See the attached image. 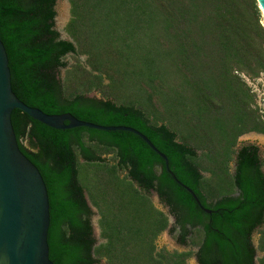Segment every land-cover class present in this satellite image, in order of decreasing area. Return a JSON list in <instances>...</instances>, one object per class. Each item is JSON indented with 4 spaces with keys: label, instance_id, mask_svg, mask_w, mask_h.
Here are the masks:
<instances>
[{
    "label": "trees",
    "instance_id": "1",
    "mask_svg": "<svg viewBox=\"0 0 264 264\" xmlns=\"http://www.w3.org/2000/svg\"><path fill=\"white\" fill-rule=\"evenodd\" d=\"M64 40L57 0H0V38L17 97L49 115L137 129L55 130L20 110L13 126L50 197L55 264H264L244 239L264 225V159L240 139L264 135L249 85L264 77V16L257 0H70ZM69 55L79 59L62 78ZM98 93L100 97L91 94ZM29 143V146L25 145ZM111 156V158H104ZM209 174L210 177H206ZM155 193L170 214L159 209ZM100 216V238L92 218ZM171 219L174 220L172 224ZM166 232L194 251L159 249ZM258 251L264 253V230Z\"/></svg>",
    "mask_w": 264,
    "mask_h": 264
},
{
    "label": "water",
    "instance_id": "2",
    "mask_svg": "<svg viewBox=\"0 0 264 264\" xmlns=\"http://www.w3.org/2000/svg\"><path fill=\"white\" fill-rule=\"evenodd\" d=\"M264 16V0H257ZM20 110L55 130L89 128L104 132H127L141 138L166 164L173 180L194 198L197 194L171 171L169 159L143 133L126 126H101L71 114L49 115L22 102L13 91L10 60L0 38V264H55L50 258L51 205L40 170L21 151L12 114ZM29 146L28 142H25ZM93 224V222H92Z\"/></svg>",
    "mask_w": 264,
    "mask_h": 264
},
{
    "label": "rangeland",
    "instance_id": "3",
    "mask_svg": "<svg viewBox=\"0 0 264 264\" xmlns=\"http://www.w3.org/2000/svg\"><path fill=\"white\" fill-rule=\"evenodd\" d=\"M56 11H57L56 29L61 33L62 39L72 41L71 37L68 35V33L66 31L67 25L69 24V22L72 18L70 0H57ZM77 59L80 60V62L82 63L83 66L88 68L87 57L69 55L64 61L67 64V67L62 69V71H61L62 78H65L66 72L77 64V62H78ZM248 83L254 89V91L258 94L259 105L261 107H264V77H262L261 79H258L257 81H252V82L248 80ZM91 96L92 97H94V96L100 97V95H98V93H93V94H91ZM247 145L257 146L261 150V154H262L263 159H264V135L252 133V134H247V135L243 136L239 141V145H238L237 149H240V148L247 146ZM104 158L108 159V158H111V156H105ZM231 172L235 173V164L234 163H232V165H231ZM205 176L210 177L209 174H205ZM152 198H153L156 206L159 209H161L162 211H164L167 214H170L169 208H167V206H165L164 204L161 203L159 197L155 193L152 194ZM94 212H95V216L92 218V222H93L95 237L102 243L103 240H101V238H100L101 229H100V225H99L100 216L98 215V212L96 209H94ZM171 222H172V224H174L173 219H171ZM262 230H264V228ZM255 237H256L255 238L256 244H259L260 235L256 234ZM157 245H158L159 249L167 248L171 251H189V249L187 247L180 245L178 243V241L175 239V237L173 236V234H171L169 232L164 233L159 238ZM263 257H264V253L259 252L258 259L263 258ZM190 264H197V263H196V261L192 260L190 262ZM257 264H258V262H257Z\"/></svg>",
    "mask_w": 264,
    "mask_h": 264
},
{
    "label": "flooded vegetation",
    "instance_id": "4",
    "mask_svg": "<svg viewBox=\"0 0 264 264\" xmlns=\"http://www.w3.org/2000/svg\"><path fill=\"white\" fill-rule=\"evenodd\" d=\"M239 145V144H238ZM252 146H254V147H257V146H255V145H247V146H244V147H242V148H240V149H237L238 148V146H237V148H236V150H237V155L235 156V160H234V164H235V171H236V168H237V160H238V154L244 149V148H246V147H252ZM258 148V147H257ZM258 154H259V157H260V160H262L263 161V156H262V154H261V150L258 148ZM168 208V207H167ZM264 228V225L261 227V228H258V229H256L253 233H251L250 234V236H248L246 239H244V241L248 244V245H250L251 246V248L254 250V251H256V253H257V258H258V254H259V251L257 250L258 249V246H259V244H256V240H255V235L256 234H259L260 235V230H262ZM260 237H261V235H260ZM260 240V239H259ZM182 246H184V245H182ZM185 247H187L188 249H190L191 248V246H186L185 245ZM193 248V247H192ZM191 248V249H192ZM195 249V252L196 253H199L200 251H201V248H194ZM210 250L207 252V255H206V259L208 260V261H210V262H213L214 264H222V260H221V258H220V256H219V254H218V249H217V247L216 246H213V247H211V248H209ZM190 251V250H189ZM194 260L196 261V263L197 264H201L200 263V261L198 260V257L196 256V257H194Z\"/></svg>",
    "mask_w": 264,
    "mask_h": 264
},
{
    "label": "crops",
    "instance_id": "5",
    "mask_svg": "<svg viewBox=\"0 0 264 264\" xmlns=\"http://www.w3.org/2000/svg\"><path fill=\"white\" fill-rule=\"evenodd\" d=\"M192 248V247H191ZM190 251H194L195 252V249L194 248H192V249H189ZM190 251H180V252H190ZM192 260H194V258H191L190 260H189V262H188V264H190V262L192 261ZM195 261V260H194Z\"/></svg>",
    "mask_w": 264,
    "mask_h": 264
}]
</instances>
